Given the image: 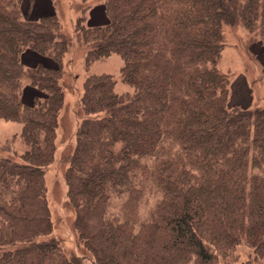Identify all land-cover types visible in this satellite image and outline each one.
I'll return each mask as SVG.
<instances>
[{
	"label": "trees",
	"instance_id": "trees-1",
	"mask_svg": "<svg viewBox=\"0 0 264 264\" xmlns=\"http://www.w3.org/2000/svg\"><path fill=\"white\" fill-rule=\"evenodd\" d=\"M20 1L0 0V118L21 123L25 145L0 147V264H81L50 235L44 180L71 39ZM100 5L75 22L85 67L118 55L131 91L115 93L107 74L83 82L64 172L83 251L92 264H232L243 241L264 261V106L230 105L218 68L223 25L264 50V0Z\"/></svg>",
	"mask_w": 264,
	"mask_h": 264
},
{
	"label": "rangeland",
	"instance_id": "rangeland-1",
	"mask_svg": "<svg viewBox=\"0 0 264 264\" xmlns=\"http://www.w3.org/2000/svg\"><path fill=\"white\" fill-rule=\"evenodd\" d=\"M100 4L102 0H89L86 3L82 0L20 1L21 10L29 17H37L47 12L55 15L61 33L71 39L60 62L63 97L58 113L54 157L44 167V180L51 222L50 235L59 240L66 254L80 258L81 264H92V260L83 251L73 230L74 212L66 201L64 172L68 163L67 157L75 145L76 128L83 117L80 107L83 82L89 75L107 74L115 81V93L131 91V88L121 81L123 62L118 55L112 54L94 61L88 68L85 67L86 48L74 32L75 22L79 17L88 19L90 9L93 6L101 7ZM102 18L96 15V21L101 22ZM222 33L224 47L218 68L230 80L229 104L236 107L264 106V50L239 25H223ZM25 58L30 65L37 60L32 53ZM20 130L21 123L0 118V147L14 139L10 150L23 152L25 145L20 138ZM0 154H5L1 148ZM234 257L232 264H264L243 241L237 246Z\"/></svg>",
	"mask_w": 264,
	"mask_h": 264
},
{
	"label": "crops",
	"instance_id": "crops-1",
	"mask_svg": "<svg viewBox=\"0 0 264 264\" xmlns=\"http://www.w3.org/2000/svg\"><path fill=\"white\" fill-rule=\"evenodd\" d=\"M51 15H53V14H51V13H45V14H41V15H39V16H37V17H30V18H39V17H41V16H51ZM30 53H26L25 55H24V58H23V60H24V63L26 64V65H29V66H31L30 64H29V62L26 60V56H28ZM36 62H37V60H36ZM35 62V63H36ZM34 63V64H35ZM34 64H32V65H34Z\"/></svg>",
	"mask_w": 264,
	"mask_h": 264
}]
</instances>
